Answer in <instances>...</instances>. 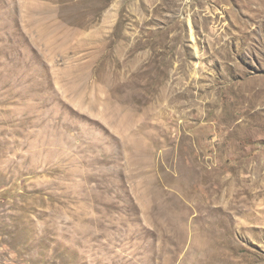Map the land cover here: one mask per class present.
Listing matches in <instances>:
<instances>
[{"label":"rangeland","instance_id":"obj_1","mask_svg":"<svg viewBox=\"0 0 264 264\" xmlns=\"http://www.w3.org/2000/svg\"><path fill=\"white\" fill-rule=\"evenodd\" d=\"M0 264H264V0H0Z\"/></svg>","mask_w":264,"mask_h":264}]
</instances>
